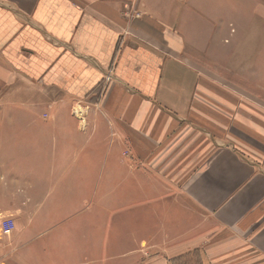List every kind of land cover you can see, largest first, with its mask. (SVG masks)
Returning <instances> with one entry per match:
<instances>
[{"label": "crops", "instance_id": "obj_1", "mask_svg": "<svg viewBox=\"0 0 264 264\" xmlns=\"http://www.w3.org/2000/svg\"><path fill=\"white\" fill-rule=\"evenodd\" d=\"M130 1L0 0V264H264V74L198 4Z\"/></svg>", "mask_w": 264, "mask_h": 264}, {"label": "rangeland", "instance_id": "obj_2", "mask_svg": "<svg viewBox=\"0 0 264 264\" xmlns=\"http://www.w3.org/2000/svg\"><path fill=\"white\" fill-rule=\"evenodd\" d=\"M155 4L157 2L160 6L166 7L169 0H153ZM124 7L121 15L127 20H131L135 16H139L140 12L136 8L139 4L138 0H131L127 5L123 3ZM198 4L203 11L207 14L212 15L217 21L224 22L226 24L225 32L223 30L219 31L217 35L220 33L221 36H225L227 38V47H230L233 43V47H236L239 51V54H243L242 48H247L246 53L247 56L242 58L243 66L250 73L254 70L257 71V77L261 74H264V0H188L187 7L191 5ZM184 8L183 12H181V17L183 18L184 12L187 11L188 8ZM224 24V25H225ZM130 30V27H129ZM125 34V35H124ZM129 33H123V37L119 38L118 47L116 50L115 57L112 61L111 66L115 67L118 60V48L125 46L126 39H128ZM141 36L146 38L145 34L141 33ZM140 37V36H138ZM138 39V38H137ZM151 39V38H150ZM147 40V39H146ZM131 41V40H129ZM127 42V44L134 43ZM234 41V42H233ZM197 42L202 43L203 40H197ZM246 43V45H245ZM157 45L161 47V45L157 42ZM218 38L214 40L212 47H219ZM163 48V46H162ZM239 61V60H238ZM3 72V71H2ZM8 73H6L7 77ZM1 78H3V73H1ZM260 78V77H259ZM23 81V80H22ZM1 82V81H0ZM3 83V82H2ZM111 87L110 80L104 78L95 88L91 91L90 98L82 99L79 104L84 107L83 110L89 111V107L93 102H99L101 95L106 91H109ZM19 93L22 91L23 93L27 90L26 88L18 89ZM2 91V95L5 94L4 89H0ZM96 93L98 94L96 97ZM93 95V96H92ZM44 105H18V110H40L45 111L43 109ZM25 107V108H24ZM14 106L10 107L8 104L0 103V110L9 111L13 110ZM57 110H73V107L70 108V105L66 104L62 109ZM102 128V127H101ZM101 128H99V132H101ZM104 132V130H103ZM105 134V133H104ZM106 136H103V139H100L99 135V144H98V160L100 163L105 160H114L120 159V155H118V151H112L113 147L108 149L105 141ZM107 149V151H106ZM127 155V152L125 153ZM103 186V187H102ZM102 187V188H101ZM101 188V189H100ZM99 191H105V185L99 186ZM104 203L105 200L99 201V203ZM99 207H102L99 204ZM200 264L199 261L196 263V259H190V263L192 264ZM179 264H187L185 257H181L178 259ZM177 263V264H178Z\"/></svg>", "mask_w": 264, "mask_h": 264}, {"label": "built area", "instance_id": "obj_3", "mask_svg": "<svg viewBox=\"0 0 264 264\" xmlns=\"http://www.w3.org/2000/svg\"><path fill=\"white\" fill-rule=\"evenodd\" d=\"M14 226V221L11 218H4L1 221V233L5 236L10 235Z\"/></svg>", "mask_w": 264, "mask_h": 264}]
</instances>
